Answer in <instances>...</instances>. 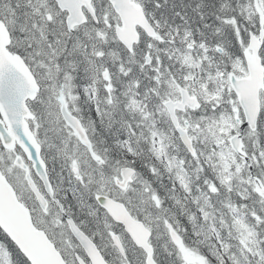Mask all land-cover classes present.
I'll return each instance as SVG.
<instances>
[{"label":"snow or ice","instance_id":"snow-or-ice-1","mask_svg":"<svg viewBox=\"0 0 264 264\" xmlns=\"http://www.w3.org/2000/svg\"><path fill=\"white\" fill-rule=\"evenodd\" d=\"M0 264H264V0H0Z\"/></svg>","mask_w":264,"mask_h":264}]
</instances>
